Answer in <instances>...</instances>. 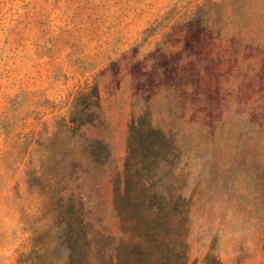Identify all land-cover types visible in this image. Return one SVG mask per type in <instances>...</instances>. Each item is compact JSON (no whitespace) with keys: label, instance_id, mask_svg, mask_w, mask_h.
Listing matches in <instances>:
<instances>
[{"label":"rangeland","instance_id":"374dc122","mask_svg":"<svg viewBox=\"0 0 264 264\" xmlns=\"http://www.w3.org/2000/svg\"><path fill=\"white\" fill-rule=\"evenodd\" d=\"M89 86L102 106L90 133L110 154L79 182L108 254L142 264L145 240L186 264H264V0H0V122L12 110L16 131L33 136L31 168L42 159L35 142ZM132 121L159 131L132 140L151 190L182 195L178 222L160 219L151 197L118 213ZM6 147L0 133V155ZM25 163L0 165V264H24L41 213ZM50 255L47 264L68 254L54 244Z\"/></svg>","mask_w":264,"mask_h":264},{"label":"trees","instance_id":"16d2710c","mask_svg":"<svg viewBox=\"0 0 264 264\" xmlns=\"http://www.w3.org/2000/svg\"><path fill=\"white\" fill-rule=\"evenodd\" d=\"M11 104L14 108L18 103L14 100ZM10 112L11 115L0 122V133L5 137L7 146L0 155V165L2 163L10 170L27 161L25 165H30V168L25 175L32 180L31 200L34 195L40 198L41 213L35 221L30 222L31 249L22 263L47 264L51 260L52 246L58 244L68 255L66 260H58L56 264H117L118 257L108 254L109 248L103 245L109 235L101 227H93L87 218L79 182L85 176L101 172L110 154L107 144L90 133L92 128L102 122L98 88L89 86L80 90L73 98L68 114L57 119L53 132L44 140L35 142L42 157L39 167L31 168V161L25 160L31 152L33 136L16 131L17 121H13V112ZM139 132L148 138L159 133L149 123L143 125L131 122L123 179L114 188V204L120 214L121 208L130 198H136V201L145 206L151 197L161 205L160 219L164 222H178L184 218V199L181 194L164 197L151 190L149 184L153 183L151 180L155 175H142L144 163L148 160L147 157L141 158V152L132 140ZM177 203L178 208L173 213L175 208L172 209L171 205ZM147 206L148 209L152 207ZM149 215L146 217L150 218ZM143 243L145 248L142 246V249L149 254H142V264H186L184 254H152L149 243L145 240ZM93 244L99 246L98 254H91ZM165 246L169 247L168 244ZM132 258L136 260L133 256L127 260Z\"/></svg>","mask_w":264,"mask_h":264}]
</instances>
